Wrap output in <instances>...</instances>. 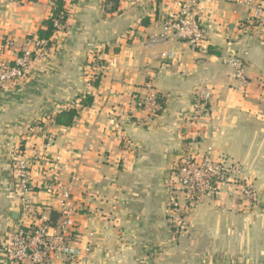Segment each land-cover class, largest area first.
Returning <instances> with one entry per match:
<instances>
[{"label": "crops", "instance_id": "obj_1", "mask_svg": "<svg viewBox=\"0 0 264 264\" xmlns=\"http://www.w3.org/2000/svg\"><path fill=\"white\" fill-rule=\"evenodd\" d=\"M181 1L118 0L109 12L106 0H65L67 29L53 35L49 56L34 61L24 79L0 86V264H18L10 239L19 225L49 218L62 204L75 209L67 231L78 233L70 244L81 251L67 264H264V37L237 0H201L207 46L159 39L165 15ZM51 6L0 0V62L12 63L37 36ZM229 49L245 60V94L224 61ZM147 84L162 100L153 119L135 105ZM200 93L209 116L194 122L192 99ZM86 94L93 101L70 126L54 124L50 115ZM210 126L212 134L196 139V129L205 134ZM207 146L240 163L257 204L223 189L191 209L186 231L175 236L166 219L171 166ZM21 156L29 219L15 185Z\"/></svg>", "mask_w": 264, "mask_h": 264}, {"label": "built area", "instance_id": "obj_2", "mask_svg": "<svg viewBox=\"0 0 264 264\" xmlns=\"http://www.w3.org/2000/svg\"><path fill=\"white\" fill-rule=\"evenodd\" d=\"M201 0H182L176 9L168 12L163 19L164 32L159 39L180 37L193 49L206 45L205 32L198 17V4ZM219 1V0H213ZM240 7L250 14L247 22L253 25L264 37V0H237ZM248 24V25H249ZM248 28V27H246ZM154 39V41L159 40ZM46 40L28 38L23 47L14 54L13 62H0V86L11 85L26 77L28 68L34 61L46 59L51 51L46 47ZM163 56L171 57L172 53ZM224 61L232 68L237 80L236 89L245 94L251 85L244 71L245 60L239 56H227ZM147 93L135 97V105L144 112L146 119H153L160 108L159 96L150 84ZM193 117L197 122L209 116L207 95L200 93L192 99ZM146 119H139L144 122ZM214 131V126L202 134L196 129V139L206 138ZM15 185L22 200V213L29 219L32 208L27 201L30 192L28 165L21 156L15 162ZM227 188V193L237 197L249 206L257 204L258 197L247 179L245 172L235 160L222 153H214L212 146H207L200 155H185L176 159L171 166V173L166 184L168 192V220L175 233L183 234L187 228L188 213L204 200H217L220 192ZM65 196V193H63ZM75 211L69 204H62L56 225L48 224V218L29 221L19 225L10 239L11 260L18 264H52L73 261L80 256V250L70 244L71 237L78 233L67 231L68 219Z\"/></svg>", "mask_w": 264, "mask_h": 264}, {"label": "trees", "instance_id": "obj_3", "mask_svg": "<svg viewBox=\"0 0 264 264\" xmlns=\"http://www.w3.org/2000/svg\"><path fill=\"white\" fill-rule=\"evenodd\" d=\"M36 1V0H30ZM110 3L109 12H114L118 6V0H106ZM69 18V12L66 8L65 0H52L51 14L46 19L42 21L41 28L37 31V38L40 40H46L45 47L52 51L55 46V40L53 35L58 30L65 31L67 29V21ZM209 52L218 53L211 47ZM94 86H97L98 81L95 80L92 82ZM93 101V96L91 94H86L83 97H79L76 104H71L68 107L62 108L50 115V118L53 120L54 124L58 126H70L78 114L80 107L90 105ZM160 108L155 112V115H158L162 109V100L159 99ZM59 218V213L55 210H50L48 224L54 226Z\"/></svg>", "mask_w": 264, "mask_h": 264}, {"label": "rangeland", "instance_id": "obj_4", "mask_svg": "<svg viewBox=\"0 0 264 264\" xmlns=\"http://www.w3.org/2000/svg\"><path fill=\"white\" fill-rule=\"evenodd\" d=\"M167 211H168V207H167ZM166 219H167V222H168V225H169V227H170V229H171V232H172V234L173 235H178L177 233H175V229H174V227H172V225H171V223L169 222V220H168V214H167V216H166ZM68 262H66V264H67Z\"/></svg>", "mask_w": 264, "mask_h": 264}, {"label": "water", "instance_id": "obj_5", "mask_svg": "<svg viewBox=\"0 0 264 264\" xmlns=\"http://www.w3.org/2000/svg\"><path fill=\"white\" fill-rule=\"evenodd\" d=\"M227 55L229 56H235L234 49H229L227 52ZM14 217H16L15 213L13 214Z\"/></svg>", "mask_w": 264, "mask_h": 264}]
</instances>
